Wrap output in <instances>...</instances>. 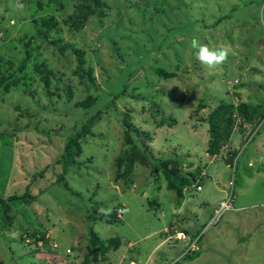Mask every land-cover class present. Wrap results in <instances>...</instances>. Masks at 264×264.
<instances>
[{
    "label": "rangeland",
    "instance_id": "374dc122",
    "mask_svg": "<svg viewBox=\"0 0 264 264\" xmlns=\"http://www.w3.org/2000/svg\"><path fill=\"white\" fill-rule=\"evenodd\" d=\"M98 2L76 30L77 20L64 21L85 0H0V198L28 190L32 196L0 205V264H155V257L160 264H264V165L257 164L264 118L242 127L244 137L232 130L235 156L223 148L209 160L205 152L206 120L220 101L264 107V0ZM193 38L210 48L228 46V59L214 68L201 65ZM158 70L175 77L164 80ZM76 135L66 165L62 153ZM127 149L132 163L125 179L122 168L116 174L115 159ZM158 164L183 173L201 168L215 186L231 190L233 209L255 206L207 225L218 209L212 212L208 202L215 191L207 179L185 197L184 214L174 215L180 206ZM253 173L263 176L249 184ZM61 176L69 191L58 185ZM121 206L120 221L107 220ZM171 223L179 242L164 240ZM90 230L121 244L86 261ZM32 233L46 242L34 244ZM197 237L199 255L180 261L177 255ZM55 244L61 260L51 255Z\"/></svg>",
    "mask_w": 264,
    "mask_h": 264
},
{
    "label": "trees",
    "instance_id": "16d2710c",
    "mask_svg": "<svg viewBox=\"0 0 264 264\" xmlns=\"http://www.w3.org/2000/svg\"><path fill=\"white\" fill-rule=\"evenodd\" d=\"M99 2L98 0H85L84 5H80L79 6V10H78V14L75 15L72 19L70 18L68 21H64L65 23L68 22H74L75 20H77L78 22L75 25V29L79 30L81 25L83 24V22L85 21V17L87 15V13L94 11L95 9H97L99 7ZM239 8V7H238ZM52 20V19H50ZM77 53H79V51L77 50ZM29 56H30V52L27 51V57L25 58V61L29 60ZM157 75L161 76L162 79L164 80H168L171 78H174V74H170V73H166L165 71H161L158 70ZM40 80L44 83L45 87H47L49 85V74L47 72H43L40 76ZM5 85V81L0 78V88L3 87ZM236 86V85H235ZM125 87L122 89V91H124ZM119 93V92H117ZM114 95V97L117 99L119 98L121 95L117 94ZM236 97L239 95H235ZM201 108H203L201 106ZM264 118V107L261 104H249L246 102H242L241 100L237 99V102L235 103L233 102H227V101H220L216 107L214 108V110L211 112V114L208 116L207 118V125H208V133H209V142H208V146L206 148V153L211 155V156H215L218 155L220 150L223 149L225 146L228 145L229 141H230V137H231V132L232 130H236V131H241L243 132V130L241 129L242 127H245V124H252L256 121H259L261 119ZM171 122V121H170ZM125 127L127 129H130L131 127L127 124H124ZM171 126V124H169ZM159 127H161L162 125L159 123L158 124ZM80 136L76 135V136H72L67 143L65 144L63 153H62V157L61 160H63V162L66 163V165H71L72 164V153L75 151L76 153V148L75 145L78 141V138ZM141 149V148H139ZM78 153V152H77ZM148 153V152H147ZM228 155H230L231 153L228 152ZM149 155V153H148ZM234 156V154H233ZM131 157V153L128 152V149L126 151H124V156L122 157H118L115 159V163H116V169L115 172L116 174H120L121 168L123 169V175L124 178L127 179V177H129L130 173H131V163L132 160L130 159ZM150 158V162L154 161V158L152 159L151 156H149ZM141 160H144V158H147V155L145 153H142L141 155ZM170 160V159H169ZM164 160H161V163L163 164ZM59 162V160H58ZM62 163V162H61ZM159 164L157 165V169L158 171H160V173L163 175L164 180L166 182V189L168 191H171L174 193V195L176 196L177 200L176 203L178 206H180L182 204V201L184 199L185 196H188V194H191L193 189L195 191H200L201 190V184L202 181L205 180V172L200 171L201 168L196 167V170L194 171H189L187 173H183L180 171V169H171L170 168H165L163 167L162 169H158ZM203 168V167H202ZM126 170V171H125ZM205 170V169H204ZM45 169L42 170L40 173H38L39 177H41L44 173ZM125 171V172H124ZM180 171V172H179ZM66 173V171L64 170V174ZM121 173V175H122ZM121 177V176H120ZM58 181V185L62 188V189H66L69 191V189L66 187V182L63 179V176L59 177L57 179ZM200 187V190H197V188ZM231 192V190H230ZM232 193V192H231ZM187 194V195H186ZM233 195V193H232ZM191 196V195H190ZM234 197V196H233ZM32 200V196L28 191H25L21 196H14V197H10L7 199V201H3L0 198V205L1 206H6L9 207L10 204H12L13 202H24V203H28V201ZM233 201L231 202V209L224 211L223 213L226 212H231L234 211L235 209H233ZM150 207L155 206L157 203L154 201H150L149 203ZM204 205L206 204L205 202L203 203ZM157 207V206H156ZM235 208V207H234ZM121 210L124 211L123 206L118 207L115 212H111V213H107V220L109 219L112 223H115L114 221H120V217L122 215L118 214L117 211ZM244 210V209H241ZM216 211V210H215ZM214 211V213H215ZM223 213L221 215H223ZM220 215V216H221ZM214 217V214L211 218ZM209 216L208 221L211 219ZM238 220V219H237ZM207 221V224H208ZM217 222V221H216ZM234 224H238V222L236 221L233 222ZM239 225V224H238ZM172 223L169 227V231L166 233H163L165 235L164 240H167L171 243H175V242H179V240L177 239H172V236L175 235V232L178 230L177 228H173L172 227ZM183 234V233H182ZM29 235V234H27ZM31 237H33V242L34 244H36L37 242H42L45 243V238L43 235H38L36 233H32L30 235ZM37 236V237H36ZM184 236V235H183ZM196 241L195 245L197 248H195L193 251H190L187 245V248H185V250L182 251V253L177 255V258L180 259V261L185 260V261H191L193 259H195L198 255H199V239L197 238H190V242ZM120 240L118 238H114L111 240H101L98 235L93 232L92 230H90L89 233V237H88V244L87 247L89 248L88 253L86 255H83V258H85V260L89 259V257H93L95 260L97 258V254L98 255H104L106 254L111 247L117 248V246H119ZM53 249H51V255L53 257V259L55 260V257H58V260H61L63 257L61 256V254L58 252V245L55 244V247H52ZM132 251H136L135 248L131 249ZM69 251V252H67ZM67 253L64 255L65 258L71 257V249H67ZM178 253V252H176ZM175 254L174 252V246L170 247V255L171 257ZM156 258V262L158 264H160V261L158 259V257ZM86 260V261H87ZM179 262H175L173 264H178Z\"/></svg>",
    "mask_w": 264,
    "mask_h": 264
},
{
    "label": "crops",
    "instance_id": "0c3cea01",
    "mask_svg": "<svg viewBox=\"0 0 264 264\" xmlns=\"http://www.w3.org/2000/svg\"><path fill=\"white\" fill-rule=\"evenodd\" d=\"M250 124H245V127L246 126H249ZM247 128H246V130H243V132H241L240 130L239 131H237V133L240 135V136H242V137H244L245 136V134H246V132H247ZM227 149V152H230V153H234V156H235V152H236V147H234L233 146V144H232V139H231V137H230V141H229V143H228V145L227 146H225L224 147V149ZM205 156H206V154H205ZM207 157V156H206ZM211 157H214V158H216V156H208L207 158L209 159V160H211ZM253 157L252 156H248V157H246V165L248 166L249 164H250V162H251V159H252ZM263 158V159H262ZM260 163H257V164H263L264 165V156H262V157H260ZM256 160V159H255ZM210 164L212 163V161L211 162H209ZM227 165L228 164H226V167H227ZM256 164H254V166H255ZM229 166V165H228ZM250 167V166H249ZM248 167V168H249ZM261 167V168H260ZM260 167H256V168H254L255 169V171L257 170V169H261V171L260 172H262V165H260ZM256 172H259V171H256ZM206 175H208V178H205V180H209L210 181V183L213 185V187H212V191H215L214 192V195H212V193L211 192H209L207 195L209 196V197H212L213 198V200L211 199V198H208V202L210 203V204H212V205H214V207H213V209H212V212L214 211V208L215 207H217V205L220 203V201L223 199V197H225V195H226V188H223V189H221L220 187H218V186H215V184L213 183V182H211V179H212V177L208 174V173H205ZM217 174V173H216ZM205 175V176H206ZM262 173L261 174H259V173H253V174H251L249 177H250V180L252 181V183H249V184H254L255 182H256V180L258 179V178H262ZM217 177H218V180H221V178H220V175H217ZM250 182V181H249ZM210 191V190H209ZM250 192L252 193V191H250V189L249 188H246L245 189V193L248 195V194H250ZM186 197V196H185ZM185 197H184V199H185ZM203 197H206L205 195L203 196ZM184 199H183V201H182V203L184 202ZM189 200V199H188ZM253 201H256L257 199H252ZM206 202H207V200H206ZM207 202V203H208ZM186 203H187V201H186ZM249 205H251V207L252 206H255L252 202H247V206H249ZM247 206H244V205H242V204H240V206H239V208H235V210L234 211H238V210H241V209H245ZM233 211V212H234ZM184 214V210H183V206H182V204L180 205V207L178 208V209H174L173 210V214L174 215H179V214ZM211 215V213L209 214V216ZM209 216H208V219H209ZM184 219V221H187L186 220V218L184 217L183 218ZM207 219V220H208ZM235 223H236V219H238L239 220V218L238 217H233V218H231ZM171 224H169L168 226H170ZM167 226V227H168ZM172 228L171 229H173V228H177L175 225H173L172 224V226H171ZM176 234L178 233V230L175 232ZM159 250H161V248H159ZM155 264H158L157 262L155 263Z\"/></svg>",
    "mask_w": 264,
    "mask_h": 264
},
{
    "label": "clouds",
    "instance_id": "9594fccd",
    "mask_svg": "<svg viewBox=\"0 0 264 264\" xmlns=\"http://www.w3.org/2000/svg\"><path fill=\"white\" fill-rule=\"evenodd\" d=\"M17 6L20 8L23 7V5ZM191 47L195 50L196 60L199 61L201 65L207 68H214L217 65H222L228 59L230 53V48L226 45L218 46L216 48H210L206 44H201L198 38L192 39ZM101 211L105 210L101 209ZM183 235L185 236L184 233ZM184 240H186V238Z\"/></svg>",
    "mask_w": 264,
    "mask_h": 264
},
{
    "label": "built area",
    "instance_id": "2783aa9c",
    "mask_svg": "<svg viewBox=\"0 0 264 264\" xmlns=\"http://www.w3.org/2000/svg\"><path fill=\"white\" fill-rule=\"evenodd\" d=\"M200 187L197 188V190H200L199 189ZM233 201V195L232 193H226L224 199L222 200V202L219 204L218 206V209L215 211L214 213V217L211 218L209 221H208V224L207 225H213L216 223V221L218 220V218L220 217V215L224 212V211H227V210H230L231 209V202ZM122 211L121 210H118V214H121ZM196 241H193V242H190V245L188 246L189 250L190 251H193L196 247L195 245ZM55 247V245L53 246ZM69 252V251H67Z\"/></svg>",
    "mask_w": 264,
    "mask_h": 264
}]
</instances>
